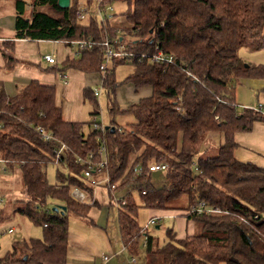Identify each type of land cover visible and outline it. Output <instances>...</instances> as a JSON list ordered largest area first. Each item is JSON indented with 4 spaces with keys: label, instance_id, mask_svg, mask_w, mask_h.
<instances>
[{
    "label": "trees",
    "instance_id": "1",
    "mask_svg": "<svg viewBox=\"0 0 264 264\" xmlns=\"http://www.w3.org/2000/svg\"><path fill=\"white\" fill-rule=\"evenodd\" d=\"M5 1L14 6L16 39L61 41L66 47L72 41L94 39V46L79 58H67L62 71L100 75L103 43L108 37L123 39L132 57L113 61L104 87L112 115L130 114L135 122L127 128L111 124L114 133L100 129L86 134L88 123L65 121L54 86L32 80L19 95L0 91V172L21 170L25 192L15 213L43 227L42 239L16 242L0 264L69 263V216L87 218L98 205L92 203L93 187L82 176L84 166L76 160L94 153L98 161V138L107 147L106 169L116 193L129 189L121 199L125 204L120 203L118 226L130 257L139 258L144 247L147 264H264V168L235 156L236 135L251 133L255 124L264 123V116L253 109L239 112L235 95V85L242 79L264 80V66L247 68L239 55L242 48H264V0H102L103 5L127 6L124 15L130 27L123 30L112 21L80 22L79 0H71L67 9L59 0L0 4ZM127 36L133 39L127 42ZM158 51L174 56L173 62L152 63L150 58ZM119 65L134 68L124 83L115 78ZM125 83L137 91L150 88L152 95L122 111L111 96ZM83 96L98 105L91 88L84 89ZM38 128L54 140L42 141ZM215 133L223 137L217 155L198 158L206 137ZM59 142L67 149L57 183L51 184L47 167L55 163ZM210 150L205 146L206 154ZM153 162L167 166L160 186L148 170ZM138 167L143 168L142 175L136 174ZM74 188L86 192L84 203L72 197ZM133 190L141 196V205ZM183 198L186 204L180 203ZM201 201L221 214H187ZM58 206L66 207V212H55ZM141 207L182 212L196 225V232L180 239L169 229L167 242L160 245L139 225Z\"/></svg>",
    "mask_w": 264,
    "mask_h": 264
},
{
    "label": "rangeland",
    "instance_id": "2",
    "mask_svg": "<svg viewBox=\"0 0 264 264\" xmlns=\"http://www.w3.org/2000/svg\"><path fill=\"white\" fill-rule=\"evenodd\" d=\"M79 1L80 4H86L87 0ZM108 7L113 9V26L122 30L130 27L124 15L127 11V6L124 3H112L109 4ZM92 8H95V4H93ZM131 39L133 38L129 36L126 37L127 42ZM41 48H46L48 52L50 51L53 53L55 51V53H57V51L61 50L65 56L69 52L64 42L61 41H45L41 44ZM239 55L246 64L264 66V48L262 50L242 48ZM133 73L134 68L132 66L119 65L115 70L116 81L124 83ZM250 82L264 84L263 79L244 78L235 85L236 102L239 112L244 108L254 109L258 104L264 105V95L262 94L264 86L254 91ZM88 86L92 89L99 87L96 84L93 85L90 83ZM83 91V89L77 90L71 97H67L62 94V88L60 86L57 87V102L59 105L62 102L64 118L69 120L79 114L84 123H89L93 121L95 117L93 112L98 110L100 112V114L97 115L99 119L98 122L105 127H110V125L114 123L116 127L127 128L129 124L135 122L134 117L130 114L112 115L109 97H107L106 92L100 97L99 104L97 105L89 100L84 101ZM136 91L137 89L134 85L125 83L117 89L115 95H112L111 98L116 99L122 111H128L131 106L138 104L142 99L149 98L152 95L150 89L139 93H136ZM91 131H93V125L92 127L88 125L85 126L84 132L86 134H89ZM245 134V137L248 136ZM222 141L223 137L221 134H209L202 144V150L198 158L216 156V149ZM205 146L206 148L211 147L208 154L204 152ZM58 168L59 165L56 163L49 164L47 167V175L51 184L57 183ZM163 175V172H156L153 174V181L156 186H160L163 183ZM128 190L117 192L115 195L116 199L121 200L125 194L128 193ZM106 191L108 192L107 189L100 188L97 194L94 193L92 203L95 202V197L99 203L97 206H92L87 218L83 219L82 217L74 215L69 216V252L72 250H75L76 253L80 252L85 258L91 257L92 261H100L98 264L102 263L101 260H103L105 256L112 257L109 264H134L133 259L136 260V264H147L144 247L140 249L139 258L130 257L125 251L119 234V207L115 204V201L112 206L109 204L105 205V202L108 201L107 194L105 193ZM24 192L25 187L22 172L19 168H15L12 172H0V199L4 201L0 205V259L12 250L16 242L29 241L33 238H43L42 226H37L30 219L15 213L19 201L24 199ZM131 192L134 199L141 205L142 199L138 191L133 190ZM186 201V198H183L180 203L186 204ZM50 207L52 208L53 206ZM152 211L153 210L141 207L138 212V222L141 227H148V233L152 235L160 245L167 242V231L169 229H173L178 234L183 233L185 235H192L196 232V225H194L193 222L189 223V227L186 225L183 232H179L178 217L170 214L158 217L157 224L148 225L150 220L156 217V215H152ZM161 215L162 214H160V216ZM10 230L12 232H10ZM76 240H84L87 242V245H77Z\"/></svg>",
    "mask_w": 264,
    "mask_h": 264
},
{
    "label": "crops",
    "instance_id": "3",
    "mask_svg": "<svg viewBox=\"0 0 264 264\" xmlns=\"http://www.w3.org/2000/svg\"><path fill=\"white\" fill-rule=\"evenodd\" d=\"M43 42L45 41L16 39L14 6L11 2H1L0 91L4 90L9 96H16L21 93V91L27 86L28 82L36 80L41 84L54 86L56 88V93L57 87L60 86L62 88V94L67 97H71L75 92H77V90L89 88V83L100 86L101 77L99 74L86 75L73 69L62 71V64L67 58H70L69 52L66 56L61 50L57 51V53H55L56 51L54 53L50 51L48 52L46 48H41V44H43ZM46 56L55 57L56 64H49L46 62ZM57 69H59V71H57ZM63 75L67 77L65 80ZM250 85L253 87L252 89H254V91L259 90L262 86H264V84L258 82H250ZM147 89L150 88L136 91V93ZM59 106L62 107V102ZM64 119L68 122H83L79 114L69 120L66 118ZM92 122L93 121L89 122L88 126L92 127ZM244 134L245 133H238L236 135V140L239 144V148L235 152L236 158L241 162H252L257 166L264 168V123L255 124L253 131L245 134L248 136L245 137ZM95 193H98V189ZM105 193L108 198L105 205H114L109 193L107 191ZM95 202H97V204L99 203L96 197ZM160 214L162 215L160 216ZM165 214L178 217L179 232H183L185 226L187 225L189 227V223H191L188 222L185 217H182V212L159 210L152 211V215H156V217H163ZM186 236L187 235L183 233L178 234V238L180 239L185 238ZM76 244L87 245V242L84 240H76ZM109 258L110 260L107 264H109L112 257ZM69 259L68 264H98V262H100L98 260L92 261L91 257L85 258L83 254L80 252L76 253L75 250L69 252ZM103 260H101V262L104 264Z\"/></svg>",
    "mask_w": 264,
    "mask_h": 264
},
{
    "label": "built area",
    "instance_id": "4",
    "mask_svg": "<svg viewBox=\"0 0 264 264\" xmlns=\"http://www.w3.org/2000/svg\"><path fill=\"white\" fill-rule=\"evenodd\" d=\"M95 8L93 9L91 5L89 4H81L78 8L77 12V19L80 22H86L90 18H95L101 23L104 22H111L114 19V15L112 14L113 9L108 7L109 4L103 5L102 0H97L95 3ZM59 42V41H57ZM95 44V41L93 38H88L86 40H79V41H72L67 45V49L69 50V55L71 59L79 58L83 51L91 49ZM105 47V60L104 63L100 66V77H101V84L99 87L92 89L94 96L97 98V100H100V97L103 95V93L106 91L104 87V76L108 73L109 67L113 65V61L115 59H121V58H131L132 53L128 50V45L123 41V39L118 40H111V38H107L106 41L103 43ZM151 62L154 64H171L174 60V56L165 54L162 51H158L156 54L150 58ZM45 61L49 64H56V58L53 56H46ZM64 80L67 78L65 75H63ZM253 110L256 112L261 113L264 116V105L258 104ZM98 119V116H95L92 122L93 130H102L104 131L106 127L103 124H100ZM122 130H120L121 132ZM37 133L40 135L41 140L44 142H52L54 140V137L51 133L47 132L43 128H38ZM98 142L101 143L100 149H99V160L96 161V156L94 153H88L87 157L84 158H78L76 160L77 164L83 165L84 170L82 171V176L85 180L88 181V183L93 187L94 193L99 188H105L108 190L109 195L112 198V201H115V204H117L118 207H120V203L123 205L125 204L123 200H117L116 195V185L112 183V179L110 176V173L106 169L108 158H107V147L102 142L100 138H98ZM67 147L59 142L58 149L55 150V163L57 165L60 164L63 155L65 153V150ZM149 173H156V172H165L167 170V166L165 164H159V163H151L148 167ZM144 172L142 167L136 168V174L142 175ZM143 194H146L144 191ZM72 197L81 203H84L87 199V194L85 191L74 188L71 193ZM4 201L0 199V205ZM221 214V210L219 208H215L212 206L207 205L204 201L198 202L192 208L187 212V214ZM158 222V217H154L150 220L148 225H155ZM148 228V227H146ZM10 232H12L10 230ZM110 260L108 256L104 257V264H107V262ZM133 263H136V260L133 259Z\"/></svg>",
    "mask_w": 264,
    "mask_h": 264
},
{
    "label": "water",
    "instance_id": "5",
    "mask_svg": "<svg viewBox=\"0 0 264 264\" xmlns=\"http://www.w3.org/2000/svg\"><path fill=\"white\" fill-rule=\"evenodd\" d=\"M59 6L62 8V9H67L71 6V0H59ZM246 67L248 68L249 67V64H246ZM106 130H111L112 133H114L115 131V128L114 127H106ZM53 210L55 212H59L61 211L62 214H64L66 212V207H61V206H58V207H54ZM25 259H27V257H25Z\"/></svg>",
    "mask_w": 264,
    "mask_h": 264
}]
</instances>
